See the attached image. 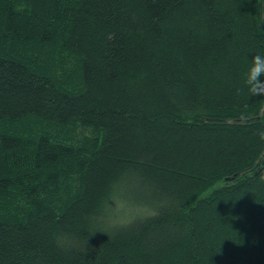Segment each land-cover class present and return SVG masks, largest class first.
Listing matches in <instances>:
<instances>
[{"label": "trees", "instance_id": "obj_1", "mask_svg": "<svg viewBox=\"0 0 264 264\" xmlns=\"http://www.w3.org/2000/svg\"><path fill=\"white\" fill-rule=\"evenodd\" d=\"M257 52L264 0H0V264H264Z\"/></svg>", "mask_w": 264, "mask_h": 264}, {"label": "rangeland", "instance_id": "obj_2", "mask_svg": "<svg viewBox=\"0 0 264 264\" xmlns=\"http://www.w3.org/2000/svg\"><path fill=\"white\" fill-rule=\"evenodd\" d=\"M47 53V52H46ZM40 56L37 60L40 68L46 69L52 73V76L59 82L60 86L64 90H76L77 92L83 89L82 81L78 77V64L73 56L68 53H58L51 57V53ZM54 57V58H53ZM75 126H69L66 131L62 133V136L58 134V130H53L51 127H42L37 129V134H48L52 137H57L60 140H65L69 144H78L83 142L87 137L92 135V131L85 129L77 124ZM228 182L222 180L215 184L210 190L205 191L200 198L208 199L217 189L227 186ZM124 210L123 208H119ZM129 213V212H128Z\"/></svg>", "mask_w": 264, "mask_h": 264}, {"label": "clouds", "instance_id": "obj_3", "mask_svg": "<svg viewBox=\"0 0 264 264\" xmlns=\"http://www.w3.org/2000/svg\"><path fill=\"white\" fill-rule=\"evenodd\" d=\"M262 76H264V52H257L251 56L244 73V83L249 92L253 94L264 92V81L260 79Z\"/></svg>", "mask_w": 264, "mask_h": 264}, {"label": "water", "instance_id": "obj_4", "mask_svg": "<svg viewBox=\"0 0 264 264\" xmlns=\"http://www.w3.org/2000/svg\"><path fill=\"white\" fill-rule=\"evenodd\" d=\"M230 178H227V180H229Z\"/></svg>", "mask_w": 264, "mask_h": 264}]
</instances>
